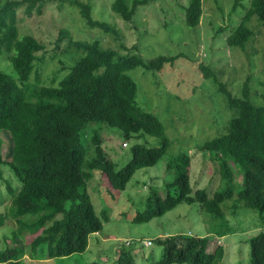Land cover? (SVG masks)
I'll return each instance as SVG.
<instances>
[{
	"label": "trees",
	"instance_id": "16d2710c",
	"mask_svg": "<svg viewBox=\"0 0 264 264\" xmlns=\"http://www.w3.org/2000/svg\"><path fill=\"white\" fill-rule=\"evenodd\" d=\"M49 0H0V54L8 52V61L16 77L0 69V130L12 140L10 158L4 160L19 181L11 193L10 214L16 223L14 237L29 235L23 245L0 249V263L24 264L25 252L31 258H53L82 252L87 248L90 234L102 229L105 214L99 216L87 192L94 171L106 178L109 185L123 190L135 170L155 164L171 145L163 122L137 102V83L133 69L159 71L166 63L173 64L181 54H157L143 58L139 43L126 53L103 46L100 37L73 40L61 29L58 40L68 38L64 54L71 59L68 71L57 84H40L37 78V53L44 49L42 41L33 34H20L16 11L23 7L27 14L35 8L40 12ZM66 1L78 9L84 23L118 39L117 29L105 20L93 17L89 2ZM151 0H113L111 11L124 21H131ZM232 10L244 6L233 0ZM184 22L196 27L202 14V0H188L183 6ZM256 16L264 26V0H249L238 22L230 29L226 42L244 48L253 30L248 25ZM123 47V46H122ZM204 77L213 78L217 91L223 93L221 106L228 113L218 135L198 145L204 154L215 161L221 187L209 191L193 189L190 184V156L179 151L166 161L170 180L164 181L161 192L152 189L145 207L133 217L135 222H147L177 204L198 203L216 224L210 235L178 233L157 239L162 253L155 264H220L221 244L213 247L212 239L224 236L229 230L225 215L240 208L264 213V105L251 101L249 78L242 82L240 96H233L224 82L206 64L200 63ZM20 81V85L17 81ZM105 124L121 131L125 140L144 138L130 146V158L120 167L106 156L95 129L91 136L94 153L81 131L89 124ZM145 135L158 139V145H148ZM5 217L0 215V225ZM249 264H264V228L250 236ZM129 243H127L128 245ZM118 264H136L128 248L118 247Z\"/></svg>",
	"mask_w": 264,
	"mask_h": 264
},
{
	"label": "rangeland",
	"instance_id": "374dc122",
	"mask_svg": "<svg viewBox=\"0 0 264 264\" xmlns=\"http://www.w3.org/2000/svg\"><path fill=\"white\" fill-rule=\"evenodd\" d=\"M81 1L90 3L93 17L117 29L118 39L87 26L69 1L59 7L58 0H49L40 12L34 8L30 14L20 7L16 11L19 33L33 34L44 44V49L37 53L38 70L32 73L31 81L38 76L40 84L54 85L67 73L72 61L63 52L68 38L58 40L61 29H66L73 40L100 37L103 46L113 47L122 54L138 43L143 58L179 53L181 56L173 64L166 63L159 71L144 72L138 67L131 72L137 83V102L163 122L171 145L155 164L135 170L123 190L112 188L105 177L94 171L87 192L95 211L101 217L105 214L107 220H102L100 232L89 235L84 251L50 259H33L25 252L20 259L24 264H118V247L125 246L131 250L136 264H155L162 253L158 238L178 233L210 235L216 224L209 219V214L201 211L198 203L184 202L147 222L132 220L144 209L149 192L152 189L161 192L164 181L172 178L165 164L179 151H186L190 156V184L194 190L206 187L213 191L221 187L215 161L198 149V145L219 134L228 113L221 107L223 93L217 91L212 76L202 75L199 64L208 65L233 96H240L242 82L249 78L251 101L264 105V26L253 16L248 23L253 33L245 47L239 48L228 45L226 36L238 24L249 0H242L245 5H237L233 10V0H202V14L196 27L187 26L183 21V6L188 0H151L131 21H124L111 11L113 0ZM0 69L16 77L6 51L0 54ZM16 81L20 85V81ZM95 129L103 152L117 167L130 158V146L134 142H145L142 137L125 140L120 130L92 123L81 131L88 156L94 153L91 136ZM145 137L148 145L159 144L157 138ZM11 147L9 133L0 130V153L4 160L10 158ZM1 169L0 215L5 220L0 225V249L23 245L24 238L29 236L13 235L16 223L10 214L12 195L6 186L10 184L15 191L19 181L6 165ZM225 217L228 232L212 239L213 247L223 246L220 264H249L246 240L264 228V213L260 215L253 209L240 207L236 213H228ZM148 240L151 241L149 245L145 244Z\"/></svg>",
	"mask_w": 264,
	"mask_h": 264
},
{
	"label": "built area",
	"instance_id": "2783aa9c",
	"mask_svg": "<svg viewBox=\"0 0 264 264\" xmlns=\"http://www.w3.org/2000/svg\"><path fill=\"white\" fill-rule=\"evenodd\" d=\"M145 244L149 245V244H151V241L148 240V241L145 242Z\"/></svg>",
	"mask_w": 264,
	"mask_h": 264
}]
</instances>
